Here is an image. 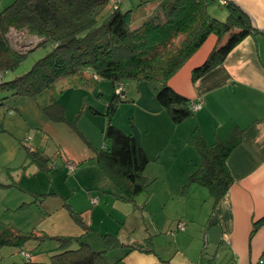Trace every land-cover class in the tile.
Segmentation results:
<instances>
[{
  "label": "trees",
  "instance_id": "1",
  "mask_svg": "<svg viewBox=\"0 0 264 264\" xmlns=\"http://www.w3.org/2000/svg\"><path fill=\"white\" fill-rule=\"evenodd\" d=\"M123 2L15 0L4 9L0 13V105L10 96L36 99L45 91L52 90L58 82L75 77L84 85L92 81H109L115 89L121 83L126 86L128 82H154L158 84L157 102L175 124H181L194 115V104L169 86L171 78L209 36H217L219 43L226 36L229 39L217 46L207 61L193 71V82L221 66L235 47L258 33L251 17L233 2L227 1L223 5L228 12L226 21L211 16L209 6L212 2L209 0H160L156 8L138 20L135 18L136 8L124 13L121 11ZM11 30H25L37 37L40 43L21 53L8 40ZM48 47L51 50L35 62L30 71L4 81V75L16 70L32 52ZM86 72L91 73L93 79L86 78ZM121 98L115 93L108 107L105 148L96 153L95 161L119 189V198L134 203L149 189L150 183L144 173L151 160L136 130L127 134L112 124ZM43 111L53 122H67L66 109L55 95ZM73 127L77 129L76 124ZM240 141L241 129L234 122L217 130L213 145H208L200 133L193 134L190 142L196 146L201 163L191 175L187 187L197 184L206 188L216 206L234 183L227 159ZM29 157L41 169L49 170L46 167L49 161L43 159L38 151L30 150ZM0 187H3L1 183ZM263 225L264 219L256 222L251 238ZM45 238L48 237L35 233L22 235L3 227L0 249L10 246L22 252L30 240L42 242ZM102 238L104 249L95 251L86 243H80L73 249L79 238L54 237L60 245L48 263L25 260L16 264H107L105 254L121 247V243L113 236ZM221 244L224 245L222 241ZM145 246L137 245V248L145 250ZM113 264L126 263L121 259ZM206 264H217V261H207Z\"/></svg>",
  "mask_w": 264,
  "mask_h": 264
},
{
  "label": "crops",
  "instance_id": "2",
  "mask_svg": "<svg viewBox=\"0 0 264 264\" xmlns=\"http://www.w3.org/2000/svg\"><path fill=\"white\" fill-rule=\"evenodd\" d=\"M209 1L218 5L217 7L211 6L212 4L209 6L211 16L220 21H226L228 12L221 4V0ZM226 1L240 6L251 17L258 33L247 37L235 47L221 66L193 82V71L207 61L217 46L225 44L229 39L226 36L219 43L217 36H209L203 46L171 78L169 86L175 92L188 98L193 104L200 103L202 108L183 123L175 124L159 103L157 105L151 103V107L142 105L144 113L141 114L139 122L131 125L130 133L134 130L138 132L141 145L151 160L144 173L150 183L149 189L146 193L139 195L134 203L144 211L156 203L164 208L171 203L174 204L172 207L186 206V209H179L174 216L175 222L169 227L154 223L156 233L146 236L143 242H132L129 238L120 239L111 232H106L108 233L106 235L98 234L100 242H94L92 238L87 240L88 245L99 251L104 249L103 236H113L119 240L121 247L105 254V260L107 258L112 262L123 259L126 264H206L208 260L204 257L205 235L210 222L216 219L217 225L222 230L221 241L232 253L227 264H264V225L251 238L256 222L264 219V0ZM142 3L144 2L141 1L138 7ZM79 83L84 85L80 81ZM129 83L126 84L125 97L131 88L134 98H141L143 87L140 83L133 82L132 86ZM100 89L103 91V86ZM155 89L158 90L157 87ZM136 102L140 103L137 100ZM48 120L57 123L49 118ZM230 122H234L241 129V141L227 159V167L234 183L227 195L214 206L213 199L206 188L197 184H190L187 187L191 175L198 169L200 163L199 152L190 140L193 134L200 133L208 145H213L216 143L217 130ZM121 128L126 132L129 131V128L124 126ZM72 129L75 130L73 127ZM16 131L24 135L23 130ZM75 131L85 144L93 148L92 143L78 127ZM104 131L102 148H93V156L88 154L87 157L75 158V161L80 162V165L88 161L95 162L99 168L95 159L96 153L105 148ZM20 142L23 144L24 141ZM24 147L31 151H38L43 159H47L49 162L46 167L49 170L41 169L32 160L31 163H34L41 171H51V162L41 149ZM65 169L67 170V166ZM104 175L106 176L105 173ZM107 179L109 180L108 177ZM1 184L3 188L9 190L20 189L15 184ZM120 195L119 191L117 195L119 200H121ZM190 200L194 203L205 202V205H201L199 217L192 213ZM82 202L87 206L89 197H85ZM27 206L28 204L24 202L12 208L21 210ZM99 210L95 207L90 211V216H94ZM72 213L77 224L81 223L82 228L86 230L82 231L81 227H78V232L72 230L69 235L55 237L79 239L88 237L87 234L92 228H88L76 212L72 211ZM180 221L187 223L185 231L178 230ZM191 221L196 222L191 224ZM0 224L17 233L9 224H4L2 221ZM1 226L0 231L3 228ZM164 229L168 230L165 236ZM32 233L39 235L34 231ZM137 245H147L146 251L137 248ZM72 248L75 249L74 246Z\"/></svg>",
  "mask_w": 264,
  "mask_h": 264
},
{
  "label": "rangeland",
  "instance_id": "3",
  "mask_svg": "<svg viewBox=\"0 0 264 264\" xmlns=\"http://www.w3.org/2000/svg\"><path fill=\"white\" fill-rule=\"evenodd\" d=\"M141 1L144 3L138 7ZM14 2L15 0H0V13ZM156 2L159 0H125L121 11L124 13L136 8L135 18L138 20L156 8ZM213 5L216 4L211 6ZM109 7L112 9V5ZM8 40L12 47L21 53L32 50L40 43L37 37L25 30H11ZM49 50L51 47L39 48L32 52L16 70L4 75V81H11L26 74ZM85 77L93 79L89 72L85 73ZM129 85L132 86L133 82ZM140 85L143 87L142 97L135 99L131 88L127 89V97L121 98L112 120L114 126L127 134L131 132V124L139 122L141 114L144 113L141 106L151 107V103H158L155 89L158 84L152 82ZM102 86L103 91L100 89ZM115 93L116 89L109 81H92L89 86H85L75 77L58 82L52 90L45 91L36 99L12 96L4 99V104L0 105V183L15 184L20 189L9 190L0 187V221L9 224L19 234L28 235L34 231L49 237L42 242L30 240L22 252L13 247L2 249L0 264L24 262L26 259L22 255L23 252L30 254L29 260L34 263H48L59 247V243L53 239L55 236L69 235L72 230L78 232V227H81L82 231L86 230L82 228L81 223L77 224L72 211L81 216L88 228H92L87 238L80 237L81 239L73 244L76 249L80 243L88 244L86 241L91 238L94 242H100L98 234L106 235V232H111L120 239L129 238L132 242H143L146 236L156 233L154 223L169 227L175 222L174 216L179 209H186V206L172 207L174 204L171 203L164 208L156 203L144 211L135 203L119 200L118 189L95 162L88 161L80 165V162L75 161V158L87 157L88 154L93 156V148H102L103 131L109 124L107 111ZM54 95L66 108L65 123L50 122L43 111L50 105V99ZM75 124L92 143L93 148L85 144L72 129ZM121 126L129 128V131L126 132ZM16 130H23L24 135ZM20 141H24L23 144ZM23 145L41 149L51 162V171H41L31 163L28 156L30 149ZM199 157L201 163L200 154ZM68 161L77 166L72 174H68L65 169ZM85 197H89L87 206L82 202ZM94 199L97 200L96 204L92 203ZM156 201L160 202L158 199ZM24 202L28 204L25 209L12 208ZM189 205L192 206L194 216L199 217L201 205H205V202L194 203L190 200ZM189 205L187 203V206ZM95 207L100 210L91 217L90 211ZM191 222L193 224L196 221ZM167 231L164 229V236ZM201 239L203 240L202 235ZM106 262L113 264L116 261L110 262L106 258Z\"/></svg>",
  "mask_w": 264,
  "mask_h": 264
},
{
  "label": "water",
  "instance_id": "4",
  "mask_svg": "<svg viewBox=\"0 0 264 264\" xmlns=\"http://www.w3.org/2000/svg\"><path fill=\"white\" fill-rule=\"evenodd\" d=\"M213 219L207 227L208 246L204 252V257L208 261H217V264H227L232 253L227 246L221 244L222 230Z\"/></svg>",
  "mask_w": 264,
  "mask_h": 264
},
{
  "label": "built area",
  "instance_id": "5",
  "mask_svg": "<svg viewBox=\"0 0 264 264\" xmlns=\"http://www.w3.org/2000/svg\"><path fill=\"white\" fill-rule=\"evenodd\" d=\"M114 1L117 4V3H120V2L122 3L125 0H114ZM221 4L222 5L227 4V1L226 0H221ZM115 8H117V6H115ZM125 89H126L125 84H122V83L121 84H118V87L116 89V94L118 96H120V97H125V93H126ZM201 108H202V105L200 103L199 104H194L192 106V111L193 112H196V111L200 110ZM66 166H67V172H68V174L74 173L75 170H76V168H77L76 164L73 163V162H71V161H68L67 164H66ZM92 203L93 204H96L97 203V200L96 199L92 200ZM186 228H187V223L185 221H180L178 223V230L179 231H185ZM205 243H206V248H207V246H208V238H207V235H205ZM22 255L24 256V258L26 260L31 259V255L28 254V253H24L23 252Z\"/></svg>",
  "mask_w": 264,
  "mask_h": 264
}]
</instances>
